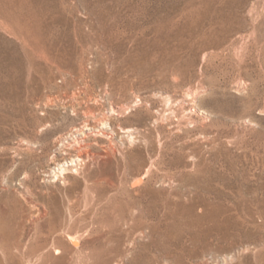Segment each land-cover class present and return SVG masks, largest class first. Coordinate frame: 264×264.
Masks as SVG:
<instances>
[{
  "label": "rangeland",
  "instance_id": "obj_1",
  "mask_svg": "<svg viewBox=\"0 0 264 264\" xmlns=\"http://www.w3.org/2000/svg\"><path fill=\"white\" fill-rule=\"evenodd\" d=\"M0 264H264V0H0Z\"/></svg>",
  "mask_w": 264,
  "mask_h": 264
},
{
  "label": "bare ground",
  "instance_id": "obj_2",
  "mask_svg": "<svg viewBox=\"0 0 264 264\" xmlns=\"http://www.w3.org/2000/svg\"><path fill=\"white\" fill-rule=\"evenodd\" d=\"M168 99V101L170 100L169 98H167ZM88 125V121H86V125L85 126H87ZM106 125V124H105ZM83 134V133H82ZM99 137H100V135H99ZM84 140H82V142H83ZM81 142L80 141H76L75 142V146H77V147H79L81 144H80ZM63 147H64V145H62ZM75 146H70V148L69 149H64V154L65 155H70V153H72V151L73 150H75L76 149V147ZM67 147V146H66ZM84 147V146H83ZM68 148V147H67ZM80 148V147H79ZM82 148V147H81ZM77 151V150H76ZM76 157H78V156H76ZM70 158V157H69ZM76 160H78V161H81L80 159H75V160H73V159H70V163H73V162H75ZM67 163V162H66ZM64 164L65 163H62V164H60V161H59V165L61 166V168L59 169L60 171H62V172H64L65 170H67L66 169V167H64ZM76 166V165H75ZM138 185H140V181L138 180V179H134V181H133V183H132V187H136V186H138Z\"/></svg>",
  "mask_w": 264,
  "mask_h": 264
}]
</instances>
